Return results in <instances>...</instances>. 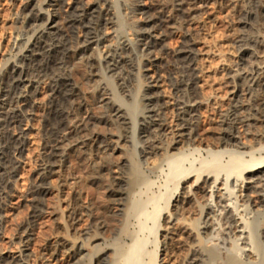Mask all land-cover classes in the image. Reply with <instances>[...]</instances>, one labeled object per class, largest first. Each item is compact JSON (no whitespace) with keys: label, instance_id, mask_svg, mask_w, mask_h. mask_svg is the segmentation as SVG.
I'll use <instances>...</instances> for the list:
<instances>
[{"label":"bare ground","instance_id":"6f19581e","mask_svg":"<svg viewBox=\"0 0 264 264\" xmlns=\"http://www.w3.org/2000/svg\"><path fill=\"white\" fill-rule=\"evenodd\" d=\"M23 1L20 24L26 31V43L19 45L16 39L13 44V52L16 50L21 57L5 73L0 89V228L8 223L9 204L17 191L14 178L18 176L20 160L34 127L31 123L35 120L42 124V153L40 168L28 195L29 219L21 227L16 250L0 251V264H54L60 257L65 258L64 255L80 256L85 247L95 242L91 233L81 229V223L94 224L109 217L110 211L124 218L122 233H128L130 219L145 214L150 201L143 196V189L148 190L149 185L142 171L144 166L153 173L165 161L174 164L183 148L196 145L199 149L204 147L212 161L202 162L198 168L191 167L190 172L174 168L172 177L180 172L177 181L182 186L180 191L172 189L156 200L155 225L157 231H162L163 239L176 242L184 252L182 259L176 251H170L162 264H184L187 252L191 253L189 264H209L219 246L211 245L216 222L221 225L222 245H228L229 239L239 232L243 234L241 216L223 203L224 175L246 171L240 182L235 181L234 198L243 208L242 213L245 209L252 216L264 212V157L242 164L246 154L264 150V1L235 0L227 15L233 21L240 17L243 20L240 24L249 33L239 34L234 22L228 37H222L217 29L220 22L214 15H209L202 26L195 25V15L208 9L212 0H134L135 4L144 2L143 6L137 4L131 14L125 10L133 20L139 16L142 24L135 26L136 31L131 26L132 31L118 38L116 45H109L110 29L121 23L116 15L115 0H75L72 3L44 0L39 5L36 0ZM125 5L123 7L127 8ZM50 11L55 12L58 19L44 21L45 13L48 15ZM180 27L187 30L181 45L177 49L164 46L165 39ZM134 49L145 58L143 66L134 62ZM71 63L73 67L78 65L77 72L70 67ZM224 63L234 64L235 69L227 72ZM123 68L129 71V77L133 72L138 73V79L142 72L147 73L142 95L144 113L139 126L141 150L135 160L133 153L123 152L120 147L122 159L112 162L108 151L117 143L114 138L130 137L128 130L135 127L133 118L138 107L125 102L126 75L116 74ZM31 74H35L36 79H31ZM166 77L170 91L164 89L161 94L158 91ZM97 78L101 83L88 88ZM44 88L50 91L49 102L42 107L33 103L32 111H27ZM88 102L101 104L102 111L96 118L86 112ZM38 111H42L41 115ZM100 122L111 124V134L97 131ZM208 133L214 135L211 141L207 139ZM221 147L225 149L223 153L230 156L229 166H219ZM70 150L101 155L89 163L85 179L100 183L106 189L107 200L80 205L77 200L82 193H69L66 202L63 201L66 208L63 211L56 208L54 212L60 220L56 227L59 236L34 252L31 247L37 241V231H44V199L54 190L55 178L62 187L66 183L63 172L66 153ZM126 164L128 177L122 178L115 168ZM208 195L202 207L200 199ZM7 196L9 203L4 204ZM164 211L167 217L161 224ZM253 229L260 233H256L251 249L244 248V258L228 256L221 264H260L253 250L264 247V223ZM88 234V238H82ZM3 242L0 232V245ZM137 243L132 251L141 256L144 249ZM113 252L121 259L127 250L116 244ZM104 255L106 252L98 257L96 264L104 262ZM139 257L136 264H144ZM130 259L129 254L128 261L135 264ZM116 261L113 264H117Z\"/></svg>","mask_w":264,"mask_h":264},{"label":"rangeland","instance_id":"374dc122","mask_svg":"<svg viewBox=\"0 0 264 264\" xmlns=\"http://www.w3.org/2000/svg\"><path fill=\"white\" fill-rule=\"evenodd\" d=\"M41 1L43 2L44 0H36V4L38 3L40 4ZM73 1L75 0H71V1L64 0V3L65 2L72 3ZM227 1L228 0H215V1L212 0L210 4L212 3L213 4L211 6L209 4L210 7L208 6L207 7L208 9L204 8L203 10H201V12L198 13V16L197 14L195 15L196 16L195 25L197 27L202 26V24L206 22V18L209 17V15H214L217 17L218 23L220 22L217 26L218 27L217 29H219L218 31L222 35V37L227 36L229 34V31L231 30V25H234V22L237 23L239 34L242 31H243L242 33H249L248 29L244 28V26L240 24V22L243 21V20L242 21L240 20V17L237 18L238 20L233 21L231 19V16L229 17L227 15L228 13L227 10L230 9V7L232 6L235 0H231L229 2ZM261 1L263 2L264 0H261ZM24 2L25 1L23 0H0V89L2 87V80H3L5 73L8 71L9 67L12 66L15 62H18V59L21 57V54H18V55L16 54L17 53L16 50L15 52H13L14 51L13 44L16 42V39L19 45L26 43V37H27L25 33L26 31H25V28L20 24L21 13L24 9L23 7L25 4ZM114 4H115L114 7H115L116 15L119 16L118 18H120L119 20H121L120 21L121 23H119V26L117 27L114 26L113 28L110 29L111 35L109 37L110 39L109 45L111 43H113L112 45H116L119 42L118 38L120 39V37L127 35V33H129L132 30H135L136 27H139L140 24H142L141 20L139 21L138 19L139 16L136 18L137 20H135V18L133 20L130 18L131 16L130 14L137 4L140 6H143L144 2L135 4L134 0H130V1L129 0L128 1L115 0ZM124 5L127 6V8L126 7L124 8L123 7ZM128 8H130V10H128ZM125 9L128 12H130V14H127V11ZM204 10L205 12L203 13ZM44 17H45L44 21H47V19L49 18L51 20L58 19L57 14L53 11H50L48 15L45 13ZM131 26L133 27V29ZM208 29L212 30L210 25H208ZM177 30L173 31L174 33L170 36V38L168 37L167 39H165L164 44H163L164 46H168L171 49H177L181 45V42L185 38L184 35L187 34L185 33V31L187 32V30L183 28L179 29L178 31ZM115 33L116 34L118 33V34L116 35ZM30 35H32V33L29 34L28 36ZM227 37L226 39H228L229 43L233 45L232 41H230V38H227ZM216 50H218V48ZM134 52H135L134 62L136 61L135 63H137L138 65L140 63V65L143 66L146 62L145 58L141 56L142 54L137 49ZM142 60H144L143 61L144 63H142ZM76 62H79V60L78 61L76 60ZM224 64L225 66H227L226 67L227 72H230L231 70L235 69L234 64H231V63L229 64L224 63ZM73 65L74 63H71L70 67L72 68ZM73 68L76 72L79 69L78 65H76V67L74 66ZM123 69H121L122 71L120 70L116 74L123 72L124 73V74L122 73L123 76L125 77L126 75L125 77L126 79L125 80L126 82L125 92L126 93H123V96H126L124 97L125 102L126 104H130V105H133L135 103V105L138 106L139 108L137 107L134 113L135 115H134L133 120L135 122V127L132 130H128V134L126 132L125 133L123 132V134L130 135V137L128 136L129 137V138L127 137L128 139L126 138L123 140L122 139L117 140L118 137L114 138V140H116L117 143L113 144L110 150L108 151V154H112L111 155L112 158H110L112 162L114 161L117 162L118 160L122 159L123 154L119 152L120 147H121L120 148L121 150H124L123 152L133 153V155H135L134 156L135 160L137 159L136 157H138L139 151L141 150L140 148L141 141L139 139V126L141 123V116L143 115L142 113H144V104H143L142 98L144 96V87L146 84L145 74L147 73L142 72L141 73L142 75L139 74L140 78L138 79L139 77L137 76L138 73L136 75L133 72L134 73V76H133V73L130 72L132 75L130 74V77H129V74H128L129 71H126L127 70L126 68H123ZM33 75L31 74V77H32L31 79L34 80L36 78H35V74ZM98 80L99 79L97 78L91 81V83L88 84V88L89 87L93 88V87H96L98 83L100 84L101 82H97ZM164 80L163 82L165 83H163L164 84L163 87L159 89L158 91L161 94H163L164 89L170 91L167 77ZM116 81H114L115 84H116ZM140 81L142 82L140 83ZM116 86H117L118 92H120V89L118 88V84H116ZM49 93L50 91L47 88L46 89L44 88L37 95L35 100H33L29 104L31 105L32 108L28 106L27 111L31 112L34 104L38 107L39 106L42 107L44 104H47L50 100V95H48ZM136 96L138 97L136 98ZM131 98L133 100L135 98V100L133 101L131 100ZM1 99L2 97L0 94V102H1ZM142 109H143V112H142ZM85 110L86 112L89 111L88 113H92L93 116L96 118L98 114L100 113V111H102V108H101V104H99L98 102L96 103L88 102ZM41 113L42 111H38L39 115H41ZM31 124H33L32 126L34 127L30 132V135L31 134L32 135L28 136V141H29V144L27 142L28 148L23 154L21 158L22 160H20L21 163L19 164L20 170H19L18 176L14 178V180H17V185H16L17 191L15 193L16 197L14 196L9 204L10 206L8 210L9 212L11 211V213H9L10 216H8L7 218L8 223H6L4 227L2 226L0 228L1 230L0 232L2 233V236L4 238V242L0 245L1 252H5V251L10 252L11 250H14V251L16 250L15 242L16 243L18 242L17 237L19 236L21 227L23 223L25 224V222L29 219L30 212H31V205H30V202H28V195H29V191L32 185V181L36 177L39 171L38 169L40 168V156L42 153L41 144H42V139H43V133L41 132V129H42L41 122H39V120H35ZM212 126L214 125H211V127ZM112 128L113 127L111 126V124H105L103 122H100L96 129L100 133L111 134ZM207 136H209V138L207 137L208 141H211L214 137L212 133L210 134L208 133ZM254 144L255 143H253L252 145ZM196 146H190L189 148L191 149L183 148L182 149L183 152L179 154V156L176 157L177 161L174 164L171 163L172 164L171 165L169 162L165 161L161 164L162 166H160L153 173H151L150 170H148L144 166L142 171H144L145 173L144 176L148 178L149 185H148V190H146L147 188L143 189V196H145L146 198L147 197L150 198V201L147 202L148 206H147V209H145V212H144L145 214H143L139 218L130 219V221L128 222V231H129L128 233L126 234L122 233V228L124 226L123 224L125 223L124 218L123 217L121 218L120 216L114 213H113L114 215H112L111 211H110L111 213L110 212L108 213L109 217L101 219L96 222L98 226L95 225L96 223L94 224L91 223L94 225L93 227L89 222L84 221L81 223L82 225L81 229L84 230L85 232L87 231L88 233H91L90 234L91 236L93 235L92 239L95 240V242H93V246L91 245V247H85V250L80 256L64 255L65 258L60 257L59 260L54 264H96L98 257L104 252H106V255H104V262L102 264H113L118 258H119L118 261H116L117 264H131L130 261H128L129 254L131 258L130 260L132 262H135L136 264V262L138 261V257L140 255L134 253L132 249L134 248V243H137V242L141 244V247L144 249L140 253L141 258L139 257L141 260L142 259L144 260V264H162V259L165 257V255L169 254L170 251L171 252L176 251L177 256H180V258L183 259L182 254H184V252L183 250H180V246L177 245L176 242L163 239L161 236L162 231L161 230L157 231V228L155 225L156 224L155 212L158 207L157 205L158 202H156V200L159 199L161 196L166 195L169 192H171L172 189L180 191L182 185L179 186L178 181H177V178L180 172L176 173L173 178L172 174H173L174 168L178 167V168H181V170L183 171L190 172L189 169L191 167L196 166L198 168L202 162L212 161L209 155V152L206 149H204V147H200L199 149V147L197 146L196 148ZM258 147L259 146L257 145L256 148ZM214 150L216 149L214 148ZM219 150L222 152L221 154H219L220 155L219 161H218V163L220 164L219 166L220 167L229 166L231 164L230 156L223 153V150H225L223 147H221ZM178 153L179 151L176 150L175 154L177 155ZM88 154L89 153L85 152L84 150L83 151L82 150L81 151L80 150H70L69 152L66 153V157L67 156L68 157L66 160V165H65L66 168L64 169L65 171L63 172L64 173L63 176L66 177L65 179L67 180L65 181L66 183H64L62 187L60 186L62 185V183H60V181H58L57 178H55V181L53 183V186L55 187H54V190H52L54 193L51 191L44 199V202H45L44 205L46 206V208L44 207V212L46 213H44V218L42 220L45 223L43 224L42 222V225H43L42 230L44 231H41V230H39L40 232L37 231L38 232L36 234L37 241L36 243L34 242L31 247V249L34 252H37V250L40 251L42 248H44L47 245V242L54 241L57 238V236H59L60 231L56 229V227H57L58 221L60 220H58V218L54 215V212L56 208H59L60 211H63L64 208H66L65 200L67 197H69V193L71 192L74 193L76 191H80L82 193L81 198L77 200L78 204L80 205L98 204V203H102L103 201L105 202L107 200L106 195H105L106 189L102 187L100 183L93 184V183L88 182L87 178L85 179V177L87 176L88 171L86 170H88L89 163L93 160H98V158L101 156L100 154H96V153L92 155H88ZM261 157H264V150L259 153L246 154V156L243 157L242 164L246 165V163L251 162L252 160L261 158ZM126 166H128V164H126ZM126 166L121 165L119 166V168H115L117 169L116 172H119L122 178L128 177L129 166L128 167ZM254 169H257V167ZM246 173L247 172L244 171V172H239L238 174H230L228 176L224 175L223 179H224L226 186L223 187V191H222V193L225 194L223 203H226L225 205H229L230 209L233 210V212L235 211L234 213H237L238 215L241 216L240 218L241 223H242L241 231H243V234L239 232L237 236H234L231 239H229L230 243H228V245L226 246L222 245L220 243L221 242V238H220L221 225H219V223L216 222L215 235L213 236V241L211 242V245L219 244V246H217V251L215 253L216 256L212 258L209 264L224 263L225 259L228 256H235L239 259H243L244 258V248L251 249L253 240L257 237L256 233L258 234L260 233L258 230L257 232H255L254 231L255 229L253 228L255 225L261 226V224L264 223V212L260 211L254 216H252V214H249V212H247L249 210L245 209V212L242 213L243 208L236 201V199L234 198V194H233L234 187L236 185L235 181L238 180V182H240L242 180V177L246 175ZM262 184H264V181ZM208 191H210V188L208 189ZM209 196L210 195H208V197L204 199L203 198L200 199V203L202 204V207L209 199ZM5 199L6 201L3 200L4 204H8L9 197L7 196V198ZM7 199H8V202H7ZM107 202H108L107 205H109L110 202L109 201ZM154 208L156 209L154 210ZM163 213H164L163 214L164 217L161 218V221H160L161 224L164 223L163 220L164 218L167 217L166 211H164ZM88 237H89V234L87 236H83L82 238H88ZM116 244L124 246L125 250H127V253L125 255H122L121 259L120 257L116 258L113 252V249ZM253 251L255 252V254H257L259 263L264 264V247H262L261 249L255 248ZM66 256H68L69 258ZM190 257H191V253L187 252L186 258L185 260H183V263L189 264Z\"/></svg>","mask_w":264,"mask_h":264}]
</instances>
